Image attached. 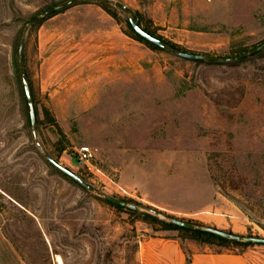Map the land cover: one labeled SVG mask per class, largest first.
Segmentation results:
<instances>
[{
    "label": "rangeland",
    "instance_id": "1",
    "mask_svg": "<svg viewBox=\"0 0 264 264\" xmlns=\"http://www.w3.org/2000/svg\"><path fill=\"white\" fill-rule=\"evenodd\" d=\"M68 1L0 0V264H140L150 238L264 264V246L170 224L264 239V48L177 55L263 46L264 0H74L41 16Z\"/></svg>",
    "mask_w": 264,
    "mask_h": 264
},
{
    "label": "water",
    "instance_id": "2",
    "mask_svg": "<svg viewBox=\"0 0 264 264\" xmlns=\"http://www.w3.org/2000/svg\"><path fill=\"white\" fill-rule=\"evenodd\" d=\"M74 2V0L68 1L66 3L60 4L58 6H55L53 8H50L49 10L45 11L41 16H48L52 13H55L59 10H62L63 8H65L66 6L71 5ZM116 6L121 8L122 10H126V8L120 4V3H116ZM38 21V19H34L32 21V24L36 23ZM129 25L131 27V29L133 30V32L139 36L141 39L145 40L146 42L158 47V48H166V44L153 37L152 35L148 34L146 31H144L141 27H139L136 23H134L132 20H129ZM23 47H24V38L22 39L19 48H18V66H19V71H20V75H21V79H22V84H23V88H24V94H25V98H26V102H27V107H28V112H29V118H30V123L34 124L35 123V119H36V115H35V109L32 103V96H31V92H30V88H29V84L24 72V68H23ZM264 48L263 46H258L256 48H254L253 50L249 51V52H245L241 55L238 56H233V57H225V58H216V57H208V56H202V55H196V54H189V53H184V52H179L177 53V55L180 58H183L185 60H190V61H207V62H216V63H223V62H233V61H239L242 60L254 53H257L258 51H260L261 49ZM171 52L174 54L176 53L175 50H171ZM44 157L47 159V161L58 171H60L62 174H64L65 176H67L68 178H70L72 181H74L78 186H80L82 189L88 191V192H93L94 190L88 186L84 181H82L78 176H76L75 174H73L71 171H69L68 169L60 166L58 163H56L54 160H52L51 158H49L46 154H44ZM104 199L115 205L118 207H122V208H128L130 210H136L137 207L133 206V205H129L124 201L112 198V197H104ZM170 224L173 226H176L178 228H182V229H186V230H191V231H197V232H202V233H206V234H210L213 235L215 237L227 240V241H231V242H236V243H246V244H255V245H261L264 246V239H259V238H241L239 236H234L216 229H211V228H197L194 225L188 224V223H184V222H180L177 220H171Z\"/></svg>",
    "mask_w": 264,
    "mask_h": 264
},
{
    "label": "crops",
    "instance_id": "3",
    "mask_svg": "<svg viewBox=\"0 0 264 264\" xmlns=\"http://www.w3.org/2000/svg\"><path fill=\"white\" fill-rule=\"evenodd\" d=\"M140 264H259L251 252L193 253L189 257L175 239L150 238L138 249Z\"/></svg>",
    "mask_w": 264,
    "mask_h": 264
},
{
    "label": "built area",
    "instance_id": "4",
    "mask_svg": "<svg viewBox=\"0 0 264 264\" xmlns=\"http://www.w3.org/2000/svg\"><path fill=\"white\" fill-rule=\"evenodd\" d=\"M79 158L83 162H90L92 159V151L89 147H81L78 150Z\"/></svg>",
    "mask_w": 264,
    "mask_h": 264
},
{
    "label": "trees",
    "instance_id": "5",
    "mask_svg": "<svg viewBox=\"0 0 264 264\" xmlns=\"http://www.w3.org/2000/svg\"><path fill=\"white\" fill-rule=\"evenodd\" d=\"M193 232H196V233H198V234H200V235H207V236H210V237H215V236H213V235L206 234V233H202V232H197V231H193ZM215 239L220 240V241H222V242H227L226 240L221 239V238H218V237H215Z\"/></svg>",
    "mask_w": 264,
    "mask_h": 264
},
{
    "label": "bare ground",
    "instance_id": "6",
    "mask_svg": "<svg viewBox=\"0 0 264 264\" xmlns=\"http://www.w3.org/2000/svg\"><path fill=\"white\" fill-rule=\"evenodd\" d=\"M60 261V260H59Z\"/></svg>",
    "mask_w": 264,
    "mask_h": 264
}]
</instances>
